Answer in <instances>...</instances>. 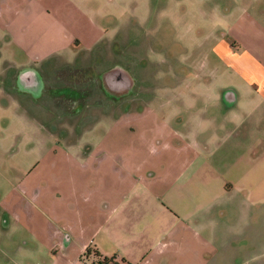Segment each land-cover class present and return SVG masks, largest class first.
Returning a JSON list of instances; mask_svg holds the SVG:
<instances>
[{
  "label": "crops",
  "instance_id": "obj_1",
  "mask_svg": "<svg viewBox=\"0 0 264 264\" xmlns=\"http://www.w3.org/2000/svg\"><path fill=\"white\" fill-rule=\"evenodd\" d=\"M85 1L92 2L0 0V113L6 108L20 109L21 96L33 104L40 101L47 93L46 79L55 71L87 68L96 59L105 60L101 51L108 49L109 32L98 21L104 16L86 9ZM248 7L228 29L232 44L222 40L215 48L221 62L239 76L236 91L226 88L214 95L210 91L197 93L193 84L209 85L212 78L186 74L179 79L175 73L179 65H171L167 81L182 84L183 90L167 91L173 88L162 82L161 91L147 92L149 102L144 110L127 111L124 106L112 119L128 125V133L135 137V141L125 143L123 157L115 158L106 151L98 156L94 152H87V157L76 155L79 161L96 164L93 180L108 183L110 179L100 175V168L111 161V171L115 172L116 160H122L128 171L118 176L120 186H81L64 191L65 205L44 202L42 209L38 206L41 193L19 191L14 178H4L9 189L0 195V217H4L0 223V264H89L94 253L117 258L116 264L235 263L242 248L237 253L234 245L242 244L243 238L229 222L234 221L236 199L243 192L242 177L249 178L254 171L246 173L238 168L237 162L245 160L242 154L233 156L230 163L229 157L214 156L212 149L220 147L218 142L233 138L232 131L264 124V0H250ZM24 71H31L23 76L25 81L41 80L39 94L21 85ZM102 96L108 106L115 101ZM201 97L210 102V109L195 108ZM212 97L222 108L212 109ZM176 101L186 110L177 109L172 114L171 105H177ZM86 106L84 102L81 110ZM109 109L106 115L114 116L115 110ZM221 116L226 118L217 122ZM112 133L108 128L92 147L107 142L112 145ZM62 134L61 141L67 142L66 133ZM218 165L227 167L221 171ZM212 194L217 198L213 200ZM220 197L226 202L218 207V218L225 222L214 221L212 210ZM8 217L13 219L11 226ZM215 226L218 235H212ZM256 242L258 237L246 243L253 247ZM229 248L234 251L228 252ZM218 255L220 263H212Z\"/></svg>",
  "mask_w": 264,
  "mask_h": 264
},
{
  "label": "rangeland",
  "instance_id": "obj_2",
  "mask_svg": "<svg viewBox=\"0 0 264 264\" xmlns=\"http://www.w3.org/2000/svg\"><path fill=\"white\" fill-rule=\"evenodd\" d=\"M249 3L250 0L83 2L86 9L92 8L100 18L104 16L103 20L98 21L103 27L106 26L109 32L108 42L105 44L108 49L101 51V54H106L105 60L96 59L92 62L93 65L87 68H64L55 71L49 80L46 79L47 93L39 99L40 101L33 104L28 97L21 96L20 109L16 111L6 108L0 113V195L9 189L4 180L8 177L14 178V183L20 186L17 187L19 191L29 189L41 193L38 206L42 209L44 202L57 206L65 205L67 197L64 191L69 192L81 186L86 187L85 189L107 187L111 184L120 186L118 176L128 171L122 160H116L115 172L111 171V161L104 162L100 168V175L110 179L108 183L93 180L97 173L94 162L86 163L76 159V155L81 158L87 157V152H94V156H98L103 155V151L115 158L123 157L127 152L125 143L135 141V137L128 133V125L121 124L122 121L112 122L118 113L124 111L125 100L110 101L111 105L108 106V100L103 99V93L92 76L103 73L112 66L128 68L136 80V91H161L162 82L165 86L173 88H166L167 91H181L182 84L179 86L167 81L166 77L168 72L173 71L170 66L178 64L180 67H176L175 73L179 79L187 76L186 74L212 78V84L209 85L202 82L193 84L197 93L210 91L214 95L222 92L220 90H227L226 88L236 91L239 76L221 62L215 54V48L222 40L232 44L228 29L240 19L241 13ZM248 10L252 12L250 6ZM100 47H104V44H100ZM104 65L109 67L104 68ZM214 90L216 91L213 92ZM84 102L88 106L81 110ZM214 102L213 99L212 109L222 108V104ZM176 103L177 105H171L172 114L177 109L186 110L180 101ZM244 106H247L246 102ZM108 107L115 110L114 116L106 115ZM195 108L208 110L210 102L201 97L196 100ZM225 118L221 116L216 121L221 122ZM108 128L113 130L109 137L112 145L107 142L93 148L92 142L103 139L102 136ZM63 132L66 133L67 142L61 141ZM231 136L233 138L218 142L220 147L212 149L214 156L229 157V162L232 163L233 156L242 154L245 160L237 162L238 168L246 173L254 171L249 178L242 177L243 192L238 194L236 199L238 203L234 221L229 222L243 238L242 244L237 242L234 245L237 253H240L242 248V254L234 264H264V124L254 129L246 127L232 131ZM113 141L117 143L116 146ZM217 167L224 171L227 166ZM249 189L252 193L248 192ZM215 198L217 196L212 194V199ZM225 202L223 197L215 201L217 207L213 206L212 210L214 221L225 222L218 218V207H224ZM2 220L4 217H0V223ZM8 221L11 226L13 219L8 217ZM218 226L224 229L223 225ZM218 226L213 227L212 235H218ZM256 237L258 242L254 243L253 247L246 243ZM234 248H229L228 252H233ZM220 256H213L212 263H220Z\"/></svg>",
  "mask_w": 264,
  "mask_h": 264
},
{
  "label": "flooded vegetation",
  "instance_id": "obj_3",
  "mask_svg": "<svg viewBox=\"0 0 264 264\" xmlns=\"http://www.w3.org/2000/svg\"><path fill=\"white\" fill-rule=\"evenodd\" d=\"M94 75L92 77L97 81L98 89L103 95L115 101L125 99L124 106L127 111H140L147 107L148 93L134 90L136 80L128 68L112 67Z\"/></svg>",
  "mask_w": 264,
  "mask_h": 264
},
{
  "label": "water",
  "instance_id": "obj_4",
  "mask_svg": "<svg viewBox=\"0 0 264 264\" xmlns=\"http://www.w3.org/2000/svg\"><path fill=\"white\" fill-rule=\"evenodd\" d=\"M31 71H24L20 75L21 85H23L24 88H27L25 90L30 91L32 94L36 93L39 94L40 90L42 89V82L39 78H27L25 81V78L23 77L25 74ZM23 83V84H22Z\"/></svg>",
  "mask_w": 264,
  "mask_h": 264
},
{
  "label": "built area",
  "instance_id": "obj_5",
  "mask_svg": "<svg viewBox=\"0 0 264 264\" xmlns=\"http://www.w3.org/2000/svg\"><path fill=\"white\" fill-rule=\"evenodd\" d=\"M92 260L89 264H103L104 263V258L96 257L95 255H91ZM110 261V263H108ZM117 258H107V264H116Z\"/></svg>",
  "mask_w": 264,
  "mask_h": 264
},
{
  "label": "trees",
  "instance_id": "obj_6",
  "mask_svg": "<svg viewBox=\"0 0 264 264\" xmlns=\"http://www.w3.org/2000/svg\"><path fill=\"white\" fill-rule=\"evenodd\" d=\"M94 255H95L96 257H99L98 254H96V253H94ZM108 263H110V261H109ZM103 264H107V258H104V263H103Z\"/></svg>",
  "mask_w": 264,
  "mask_h": 264
}]
</instances>
